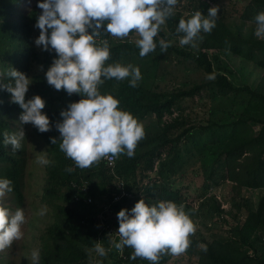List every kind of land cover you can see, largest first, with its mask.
I'll return each instance as SVG.
<instances>
[{"label": "trees", "instance_id": "16d2710c", "mask_svg": "<svg viewBox=\"0 0 264 264\" xmlns=\"http://www.w3.org/2000/svg\"><path fill=\"white\" fill-rule=\"evenodd\" d=\"M179 2L180 0H177V3ZM22 4L23 0H0V83L8 82L7 72L12 67L31 78L25 99L38 95L43 101L50 103V109L54 103L58 106L54 112L50 110L46 112L50 130L38 132L39 136L44 138L49 161L45 167L46 188L42 193L41 203L52 207L55 213V220L40 238L38 264H88L85 250L94 249L99 237L103 238L104 247L109 248L110 239L106 237V231L99 229L98 213L94 211L97 206L95 201L103 203L105 211L112 212L116 218V213L121 208L129 209L131 206L133 197L130 198L128 195L141 188L136 183L135 185L128 183L129 178L136 175L139 167L143 165L146 169H152L167 147L174 151L178 150L184 141L185 143L192 141L195 144L198 136H208L210 139L208 148L212 147L218 152L220 150L218 156L216 153L214 157H217L215 167L218 163L219 167H224V174L221 177L235 183L239 188L264 189V74L256 88L235 87L227 76L214 71L206 52L227 51L233 56L252 62L264 71V39L246 38L234 33L222 17H216L215 27L210 32L201 31L194 38L193 43L201 40V45L198 53L192 54L170 46L164 31L159 28L153 38L156 47L149 53H174L191 61L207 75H211L213 80L172 93H156L139 81L135 87H130L128 78L120 81L114 78L104 80L107 88L104 87V92L100 90L101 94L107 93V89L114 86L110 94L119 101L120 109L139 119L154 115L162 127L150 129L144 134L137 142L131 157L117 154L114 167H109L102 159L81 169L75 167L73 161L59 150V134L51 127L52 122L60 119L58 114L60 110L66 108L65 99L69 95L63 90H54L43 78V72L50 64L52 55L33 44L39 34L36 33L38 29L34 27L35 18L41 10L35 3L30 10L23 13L20 8ZM209 7H211L209 2L200 0L191 14L183 16L174 6L173 15L165 20L167 31L172 36L182 35L175 32L178 20L189 18L197 10L205 15ZM257 12H264V0H251L242 15L243 19L254 23L252 18ZM135 37L137 36L134 32H130L128 39L116 40V37L101 32L94 40L97 44L101 40L108 41L109 57L105 61L106 65L110 63L127 65V62L132 63L135 57L137 59L141 57L133 43ZM159 40L168 43L163 52L157 43ZM154 59H151L152 63L155 62ZM36 67L42 70L41 73L33 72ZM205 91L211 92L213 99L237 94L244 102L241 114L228 125L213 123L201 129L186 127L188 124L186 119L180 117L169 123L163 122V118L172 115L173 109L183 99H192ZM21 111L16 104L10 102V94L0 90V132H15L17 129L14 125ZM255 127L259 128L258 132L255 131ZM174 131L179 133L171 136ZM50 137L56 138V144L50 142ZM25 157V139L21 140L19 149L15 151L10 145L0 144V178L11 181L12 190L9 193L19 208H22L25 199L23 185L27 166ZM173 162L169 169L173 168ZM68 168H71L70 172L66 171ZM216 176H219V171L216 172L214 168L209 179L214 180ZM121 191L125 193L123 197L114 201V195L120 194ZM162 191L159 198L164 201L174 194L170 189ZM88 197L94 199L93 203H87ZM60 199L71 205L55 204V201ZM152 199L157 197L152 196ZM259 232L264 233V195L260 198L257 209L250 210L245 222L234 228L231 238L216 239L196 252L198 264H264V252H259L258 247L264 246V238H257ZM121 250L119 264H139L146 260L140 257L130 258L133 251L130 247L122 246ZM249 250L252 253H249Z\"/></svg>", "mask_w": 264, "mask_h": 264}, {"label": "clouds", "instance_id": "9594fccd", "mask_svg": "<svg viewBox=\"0 0 264 264\" xmlns=\"http://www.w3.org/2000/svg\"><path fill=\"white\" fill-rule=\"evenodd\" d=\"M176 3L177 0H36V7L41 11L35 18L34 27L39 34L33 44L52 55L43 72L44 81L54 90L80 97L60 110V119L51 125L59 134V150L75 167L87 168L101 158L111 159L117 154L131 157L137 142L144 136L142 125L118 107L116 98L98 91V85L112 78L117 81L128 78L129 86L135 87L141 78L139 69L131 64L106 65L108 41L101 40L97 44L94 38L101 32L116 38L134 32L138 36L135 46L143 57L156 47L153 38L173 15ZM216 17L217 7L213 6L205 15L197 10L187 19L180 18L175 28L176 33L182 34L179 44L191 45L201 31L210 32L215 27ZM252 19L253 34L264 36V12H257ZM157 43L162 52L168 47L164 40ZM7 77L8 82L0 83V90L9 93L10 102L22 110L18 116L20 124H31L40 133L49 131V118L41 111L43 99L38 95L25 99L31 78L12 67ZM207 78L212 79V76ZM0 137V144L10 145L15 151L24 140V131L21 127L11 133L0 132ZM49 139L56 144V138ZM36 162L49 163L42 155L36 157ZM66 171L70 172L71 168ZM11 190V181L0 178V196ZM116 196L123 197L121 193L115 194L114 201ZM86 201L91 204L94 199L88 197ZM38 214L42 215L43 209ZM116 218L119 240L112 242V246L117 250L122 246L130 247L133 250L130 258H144L151 264H156L158 254L165 250L172 255L182 253L189 245L188 236L194 231L182 207L172 201L147 205L140 199L130 209L121 208ZM24 220L21 208L10 212L0 206V250L21 238ZM94 251L99 256L105 255L99 243L94 245ZM31 258L33 264H38V250L31 252Z\"/></svg>", "mask_w": 264, "mask_h": 264}, {"label": "rangeland", "instance_id": "374dc122", "mask_svg": "<svg viewBox=\"0 0 264 264\" xmlns=\"http://www.w3.org/2000/svg\"><path fill=\"white\" fill-rule=\"evenodd\" d=\"M206 1L211 7H217V17H222L232 32L246 38L264 39V36L257 37L253 34L254 23L243 19L242 15L251 0ZM198 2L200 3V0H180L179 3H176L175 8L183 16H188L199 4ZM35 3L36 0H23L20 7L21 11L27 12ZM159 28L164 31L170 46L187 53H198L201 40L191 45H180L179 36H172L167 31L165 22ZM36 33L38 34L39 30ZM134 35L137 36L135 33ZM127 37L123 39H128ZM137 38L138 36L133 39V43ZM118 39L120 38H116V40ZM206 52L214 71L227 76L235 87L250 86L256 88L260 83L264 71L252 62L233 56L223 50ZM153 58H155L156 63H152L151 59ZM127 63L139 69L141 77L139 82L156 93H172L190 89L193 85L213 80V77L208 79V75L191 61L174 53H147L138 59L135 57L132 63ZM41 71L39 67H36L33 72L41 73ZM104 87L107 88L103 82L98 85V91L104 92ZM114 88V86L109 87L107 93L110 94L111 89L113 91ZM76 98L80 99L77 94L67 96L66 105L77 101ZM49 104L48 101H44V108L41 110L43 113L46 114L49 110L54 112L58 107L54 103L50 109ZM243 108L244 102L237 94L213 99L211 92L205 91L192 99H183L173 109L172 115H166L163 118V122L169 123L174 118L180 117L186 119L188 123L186 127H200L199 129H201L213 123L215 125H228L238 118ZM135 119L142 125L144 134H147L150 129L162 127L154 115L146 119ZM21 127L26 141L25 158L27 164L23 176L25 199L21 208L25 220L21 225V238L14 240L10 246L0 250V264H33L31 252L33 250L40 252V238L46 228L55 220L54 209L41 203L42 193L46 188V165L38 164L36 157L38 155H42L46 159L48 157L44 138L39 136L38 131L31 124L21 125L17 119L14 128L19 129ZM254 129L256 132L259 131L257 127ZM178 133L179 131H174L171 136ZM197 140L195 144L192 141L186 143L184 141L179 145V149L174 151L167 147L152 169H146L145 166L141 165L136 175L129 178L130 181H128V183L134 185L136 183L141 187L128 195L130 198L133 197L129 209L140 199H143L147 205H154L158 200L164 201L159 198V195L162 196V189H170L174 194L166 201H172L182 207L194 225L193 233L188 236V247L176 255L169 254L165 250L164 253L159 254L160 257L156 264H198L196 252L216 239L231 238L234 228L245 222L250 210L255 211L257 209L260 198L264 195V189L239 188L235 183L228 181L223 176L221 177L224 174V167H219V163L215 167V158L217 157H214L216 153L218 156L220 150L218 152L212 147L208 148L207 145L210 144L208 136H198ZM102 159L104 158L97 161ZM219 160L223 159L219 158ZM172 162L174 166L169 169ZM214 168L216 172L219 171V176L210 180L209 175ZM152 196L157 197V199L153 200ZM95 202L97 206L94 211L98 213L99 229L106 231L105 235L110 239V247L105 248L103 238L99 237L98 243L105 249V255L99 256L94 249H86L87 263L119 264L122 250H117L112 246V242H118L119 239L118 234H116L118 228L116 218L111 214L112 212L105 211L103 203ZM55 204L71 205L65 203L63 199L55 201ZM0 206L8 208L10 212L19 208L16 206L13 196L7 191L0 196ZM41 209H43L42 215L38 214ZM106 213L108 214L106 215ZM256 236L258 239L264 238V233L259 232ZM258 247L259 252L263 253L264 246L258 245ZM249 253L252 251L249 250ZM139 264H151V262L146 259Z\"/></svg>", "mask_w": 264, "mask_h": 264}, {"label": "built area", "instance_id": "2783aa9c", "mask_svg": "<svg viewBox=\"0 0 264 264\" xmlns=\"http://www.w3.org/2000/svg\"><path fill=\"white\" fill-rule=\"evenodd\" d=\"M104 160L106 161V163H107V165H108L109 167H114L115 162H116V157H113V158H111V159H109V158H107V157H104ZM122 192H123V191H122ZM122 192H121V195L123 196L124 193H122ZM118 199H119V196H116L115 200H118ZM89 201H91V200L89 199Z\"/></svg>", "mask_w": 264, "mask_h": 264}]
</instances>
